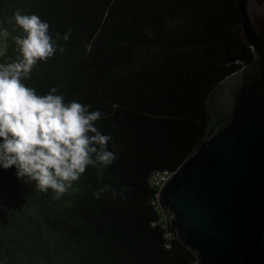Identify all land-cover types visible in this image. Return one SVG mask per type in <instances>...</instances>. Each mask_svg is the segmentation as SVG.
Here are the masks:
<instances>
[{
  "label": "trees",
  "instance_id": "16d2710c",
  "mask_svg": "<svg viewBox=\"0 0 264 264\" xmlns=\"http://www.w3.org/2000/svg\"><path fill=\"white\" fill-rule=\"evenodd\" d=\"M17 10L47 22L58 46L21 82L100 111L117 159L58 199L0 168V264H195L159 190L202 143L210 91L254 58L238 0H0V64L22 58Z\"/></svg>",
  "mask_w": 264,
  "mask_h": 264
},
{
  "label": "water",
  "instance_id": "95a60500",
  "mask_svg": "<svg viewBox=\"0 0 264 264\" xmlns=\"http://www.w3.org/2000/svg\"><path fill=\"white\" fill-rule=\"evenodd\" d=\"M238 3L254 58L210 91L202 143L159 190L195 264H264V9Z\"/></svg>",
  "mask_w": 264,
  "mask_h": 264
},
{
  "label": "clouds",
  "instance_id": "9594fccd",
  "mask_svg": "<svg viewBox=\"0 0 264 264\" xmlns=\"http://www.w3.org/2000/svg\"><path fill=\"white\" fill-rule=\"evenodd\" d=\"M14 19L26 35L14 37L22 58L0 64V168L15 166L18 178H27L41 192L52 190L58 199L69 189L76 190L73 183L90 165L102 166L98 175L102 180L103 168L117 156L107 148L112 137L101 134L94 125L102 118L100 111H89L90 105L76 101L65 103L55 87L39 95L21 82L30 79L38 61L53 57L58 46L49 35L50 25L39 16L17 10ZM70 35L71 29L63 39L68 41ZM59 51L65 49L60 46ZM85 51H91V44ZM106 191L107 186L94 195L99 199ZM112 192L114 197L119 195L114 189Z\"/></svg>",
  "mask_w": 264,
  "mask_h": 264
},
{
  "label": "rangeland",
  "instance_id": "374dc122",
  "mask_svg": "<svg viewBox=\"0 0 264 264\" xmlns=\"http://www.w3.org/2000/svg\"><path fill=\"white\" fill-rule=\"evenodd\" d=\"M254 4H256V6L259 8V9H264V5L263 4H260V3H257L255 0H253ZM2 42H1V38H0V50L2 48Z\"/></svg>",
  "mask_w": 264,
  "mask_h": 264
},
{
  "label": "built area",
  "instance_id": "2783aa9c",
  "mask_svg": "<svg viewBox=\"0 0 264 264\" xmlns=\"http://www.w3.org/2000/svg\"><path fill=\"white\" fill-rule=\"evenodd\" d=\"M170 176V174H168V175H166L165 176V178L164 179H162V182H161V184H163L167 179H168V177ZM162 186V185H161Z\"/></svg>",
  "mask_w": 264,
  "mask_h": 264
}]
</instances>
